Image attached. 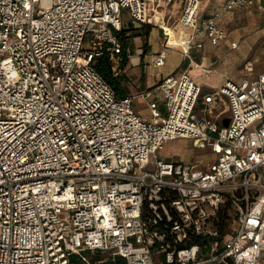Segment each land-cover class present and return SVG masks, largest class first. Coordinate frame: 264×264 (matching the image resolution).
<instances>
[{"label":"built area","instance_id":"2783aa9c","mask_svg":"<svg viewBox=\"0 0 264 264\" xmlns=\"http://www.w3.org/2000/svg\"><path fill=\"white\" fill-rule=\"evenodd\" d=\"M254 1L202 18L200 0H186L178 23L192 30L170 41L166 28L153 64L170 45L192 60L202 37L218 44L219 16ZM148 2L0 0V264H96L90 254L105 252L126 264H264V72L251 77L248 59L241 80L209 91L188 73L161 76L164 110L142 92L144 118L94 62L105 55L122 74L123 10L147 23ZM175 137L210 158L157 155Z\"/></svg>","mask_w":264,"mask_h":264},{"label":"crops","instance_id":"0c3cea01","mask_svg":"<svg viewBox=\"0 0 264 264\" xmlns=\"http://www.w3.org/2000/svg\"><path fill=\"white\" fill-rule=\"evenodd\" d=\"M167 1L169 0H160L159 5L155 7V10L153 7L156 5V1L149 0L148 2L150 17L147 23L152 25V29L147 37V44L145 43V36L142 40V34H140L141 28L147 23H141L131 18L129 10L127 9L123 10V12L129 14L130 22L125 24L122 21L121 28V30H127L126 34L129 35L127 40L131 52L129 60L123 68L121 75L125 76V74H131L135 77L133 82L131 78L129 81H124L130 91V95H133L135 98L140 96L142 92L149 91L151 95L150 99L157 100L163 110L164 104L162 102V94L156 86L161 76L168 74L172 75V73H188L198 84H200L204 91L215 90L221 86L228 77L235 80H241L244 77V74L240 76L241 74L238 73L239 70L234 72L232 71V67L229 69L230 66H232L231 64L238 66L239 62H237V58L239 59L243 53L242 49L239 47L241 40H245V42L251 40L255 43L261 38L264 39V0H255L253 4L245 9L226 10L221 16H219L217 22L225 29V26L230 24L233 27V30L230 32L226 29L228 36L218 44H212L208 38L202 37L203 47H194L192 49V60L185 58L182 50L183 47L180 45L168 46V54L164 65L167 64L168 57L171 58L170 61L172 64H170L164 73L157 75L159 68L153 64V58L163 47V42L166 40L167 36L166 28L171 30L170 34H168L170 41H177L181 36H184L185 31L190 32L192 30L191 28L184 27L177 22L179 16L177 17L175 24L170 21L172 18L171 15L169 17L170 20L166 21V16H169V13L164 12L165 9H163L162 3ZM225 2L226 0H200V16L202 18L213 17L216 12L222 10ZM170 3L172 2H167V5ZM251 18H256L260 25L258 29L253 32L248 30ZM135 29H137L136 31L140 30V33L133 34ZM136 42H139V46L134 50L132 48V43L135 44ZM244 48L246 49V47ZM261 55L263 54L259 52L253 56L252 60L255 63V70L251 75L253 78L259 73L264 72V68L261 69L257 65V63L264 61V58H262ZM136 66H138V69H135ZM150 69L151 72H149ZM131 86L134 88L136 86L135 90L132 91ZM140 86H144L145 89L138 90V87ZM143 100L146 101L144 98ZM135 109L144 118L152 119V114L149 116L143 115L139 109L137 110L136 107Z\"/></svg>","mask_w":264,"mask_h":264},{"label":"rangeland","instance_id":"374dc122","mask_svg":"<svg viewBox=\"0 0 264 264\" xmlns=\"http://www.w3.org/2000/svg\"><path fill=\"white\" fill-rule=\"evenodd\" d=\"M185 1L186 0H170V1H167V2H172L169 5H167V2L162 3L163 9H165L164 12L169 13V16H166V21L170 20L169 17L171 15L172 18L170 21H171V23L175 24L177 17L180 15V13H181L184 5H185ZM123 18H124L123 22L125 24H128L130 22V19H129L130 16L127 12L124 13ZM259 26L260 25L257 22V19L251 18L248 30L250 32L256 31ZM225 27L230 32L233 30V27L230 24H228ZM136 30L137 29H135L133 31V34L140 33V30L139 31H136ZM143 31H144V27L141 28V32H143ZM141 38H142V40L144 39L143 34L141 35ZM132 46H133L132 48L134 50H135V48L137 49V47L139 46V42H136L135 44L132 43ZM239 47H240V49H242L243 53L239 57V59L237 58V60H238L237 62H239L238 66L231 64L232 66H230L229 69H231V67H232L233 68L232 71H234V72L239 70L238 73H240L241 74L240 76H242L243 75V66H244V62L246 60L253 59V56L259 52L264 55V39L261 38L260 40L256 41L255 43H253V41H251V40H247L246 42H245V40H241ZM244 47H246V49ZM134 53H135V51H134ZM263 55H261L262 58H264ZM170 60H171V58L168 57L167 58V64L159 68L160 73H164V71L170 66V64H172ZM257 65L259 66V68L263 69L264 68V61L257 63ZM135 69H138V66H136ZM149 72H151V69L149 70ZM130 78L133 82L135 77L131 74L130 75L125 74V76H123L122 79L126 82V81H129ZM135 88H136V86H135ZM135 88L133 86H131L132 91L135 90ZM143 89H145L144 86L138 87V90H143ZM134 104H135V107L137 108V110L139 109L143 115H147V116L151 115V111H150V107H149L148 102L144 101L141 96H137L134 98ZM157 155L164 157V158L172 157L173 159H176L179 161H186V162H197L200 159L202 160V158L203 159H209L211 156L210 150L208 148H203L201 146L195 145L193 142V139L187 138V137H175V138L166 139L164 142V146L158 150ZM151 161L152 162H149L146 165V168H148V169H154L155 168V158H153ZM95 256H98L100 259H104V261H105L109 257V253L105 252V253H92V254H90V257L93 261H95V259H94ZM101 262H103V261H101Z\"/></svg>","mask_w":264,"mask_h":264},{"label":"trees","instance_id":"16d2710c","mask_svg":"<svg viewBox=\"0 0 264 264\" xmlns=\"http://www.w3.org/2000/svg\"><path fill=\"white\" fill-rule=\"evenodd\" d=\"M144 26V31L141 32L140 34H143L145 36L146 39V44H147V37L152 29V25L147 23ZM126 29L120 30L118 31V35L122 41L123 44V48L124 50H126L127 48H129L128 45V37L129 35L126 34ZM129 60V56H127V54H124V59L122 60L123 62H121L122 67L124 68L125 65L127 64ZM94 65L96 66L97 70L104 76L106 77V79L111 83V85L114 87V89L116 90V93L118 94V96H126V95H130V91L128 89V87L126 86L123 78V75H118L115 76L111 63L108 59L107 56L105 55H101L99 56L95 62ZM75 259V264H84L81 260H79V258H76L75 256L72 257ZM95 261L96 264H126L125 258L118 256V257H110L109 259L100 262V258L98 256H95Z\"/></svg>","mask_w":264,"mask_h":264},{"label":"water","instance_id":"95a60500","mask_svg":"<svg viewBox=\"0 0 264 264\" xmlns=\"http://www.w3.org/2000/svg\"><path fill=\"white\" fill-rule=\"evenodd\" d=\"M228 123H229V119L226 118V119L224 120V124H225V125H228Z\"/></svg>","mask_w":264,"mask_h":264}]
</instances>
